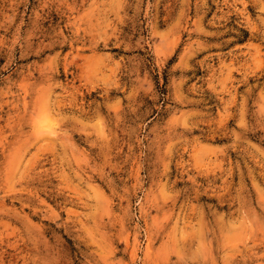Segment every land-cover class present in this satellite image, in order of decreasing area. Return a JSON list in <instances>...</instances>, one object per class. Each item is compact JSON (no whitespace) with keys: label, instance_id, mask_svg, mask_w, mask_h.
Listing matches in <instances>:
<instances>
[{"label":"rangeland","instance_id":"obj_1","mask_svg":"<svg viewBox=\"0 0 264 264\" xmlns=\"http://www.w3.org/2000/svg\"><path fill=\"white\" fill-rule=\"evenodd\" d=\"M0 264H264V0H0Z\"/></svg>","mask_w":264,"mask_h":264}]
</instances>
